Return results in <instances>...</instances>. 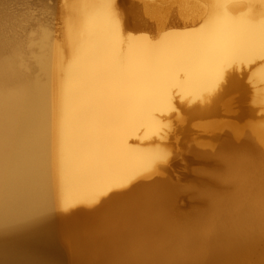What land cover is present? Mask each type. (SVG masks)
Listing matches in <instances>:
<instances>
[{
	"label": "bare ground",
	"instance_id": "bare-ground-1",
	"mask_svg": "<svg viewBox=\"0 0 264 264\" xmlns=\"http://www.w3.org/2000/svg\"><path fill=\"white\" fill-rule=\"evenodd\" d=\"M122 1L0 32V264H264V0Z\"/></svg>",
	"mask_w": 264,
	"mask_h": 264
},
{
	"label": "rangeland",
	"instance_id": "rangeland-1",
	"mask_svg": "<svg viewBox=\"0 0 264 264\" xmlns=\"http://www.w3.org/2000/svg\"><path fill=\"white\" fill-rule=\"evenodd\" d=\"M132 1L136 0L122 3L130 6ZM63 3L64 0H0V32L5 30L9 37L19 41H29L43 28L58 35ZM149 32L154 33L151 29Z\"/></svg>",
	"mask_w": 264,
	"mask_h": 264
},
{
	"label": "water",
	"instance_id": "water-1",
	"mask_svg": "<svg viewBox=\"0 0 264 264\" xmlns=\"http://www.w3.org/2000/svg\"><path fill=\"white\" fill-rule=\"evenodd\" d=\"M99 207V205L98 206H96V207H93V208H87V207H77V208H74L73 210H72V212H79V211H81V212H91V211H94L96 208H98ZM68 213H59V216L60 217H57V215H56V217L57 218H64L66 215H67ZM54 215V216H55Z\"/></svg>",
	"mask_w": 264,
	"mask_h": 264
}]
</instances>
